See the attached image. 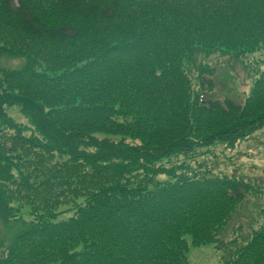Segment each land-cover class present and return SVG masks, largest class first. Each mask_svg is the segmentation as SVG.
I'll list each match as a JSON object with an SVG mask.
<instances>
[{"label":"trees","instance_id":"obj_1","mask_svg":"<svg viewBox=\"0 0 264 264\" xmlns=\"http://www.w3.org/2000/svg\"><path fill=\"white\" fill-rule=\"evenodd\" d=\"M255 51L264 0H0V264H264V183L203 161L264 128ZM235 60L249 93L212 96Z\"/></svg>","mask_w":264,"mask_h":264},{"label":"rangeland","instance_id":"obj_2","mask_svg":"<svg viewBox=\"0 0 264 264\" xmlns=\"http://www.w3.org/2000/svg\"><path fill=\"white\" fill-rule=\"evenodd\" d=\"M261 56L262 60H264V55L255 51L248 58L251 63H254ZM215 58L217 57H213V59ZM22 62V58L0 57V66L2 68L18 67ZM220 65L222 66L217 69L218 79L214 89L215 94L212 96L222 97L231 93L233 98L242 101L244 95H247L250 91L253 69L244 67L238 60L229 61L225 66L223 64ZM261 67L264 68V64ZM7 111L17 121L26 122V118L15 106L8 107ZM210 150L212 153L206 154L203 161L210 166H214L215 162H217L216 172L244 175L264 183V128L255 132L251 137L240 141L233 149L224 148L223 145H215ZM261 198L260 200L264 201V195ZM260 207L262 205L258 203L256 198L248 196L242 207L243 211L229 224L228 233L230 228L232 229L234 226L236 228L240 222H242L241 225L244 232L248 231L250 226L249 222H247L249 221L248 218H257ZM21 213L24 218L29 217L26 206L22 207ZM2 226L3 224L0 223V234L5 241H8L14 233V229L5 231ZM226 237L229 239L232 235L229 233ZM186 239L189 242L190 236L187 235ZM187 257L189 264H223V251L211 244L197 247L189 245Z\"/></svg>","mask_w":264,"mask_h":264}]
</instances>
